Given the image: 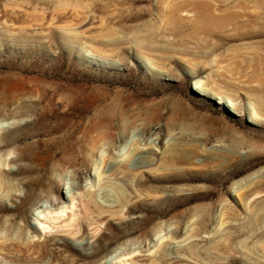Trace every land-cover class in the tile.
<instances>
[{"label":"rangeland","instance_id":"rangeland-1","mask_svg":"<svg viewBox=\"0 0 264 264\" xmlns=\"http://www.w3.org/2000/svg\"><path fill=\"white\" fill-rule=\"evenodd\" d=\"M0 264H264V0H0Z\"/></svg>","mask_w":264,"mask_h":264},{"label":"bare ground","instance_id":"bare-ground-1","mask_svg":"<svg viewBox=\"0 0 264 264\" xmlns=\"http://www.w3.org/2000/svg\"><path fill=\"white\" fill-rule=\"evenodd\" d=\"M192 88L194 90H196L197 92L199 93H205V88L201 85V84H198V83H195ZM47 205V204H46ZM38 213V212H37Z\"/></svg>","mask_w":264,"mask_h":264},{"label":"water","instance_id":"water-1","mask_svg":"<svg viewBox=\"0 0 264 264\" xmlns=\"http://www.w3.org/2000/svg\"><path fill=\"white\" fill-rule=\"evenodd\" d=\"M197 92V91H196ZM198 93V92H197ZM215 102L217 103L218 101L217 100H215ZM226 108H227V106H226ZM231 111V110H230Z\"/></svg>","mask_w":264,"mask_h":264}]
</instances>
